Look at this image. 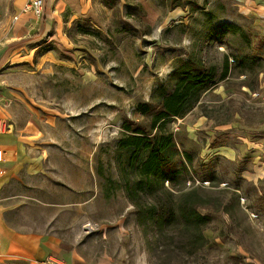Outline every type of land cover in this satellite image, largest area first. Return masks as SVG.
<instances>
[{
  "label": "rangeland",
  "instance_id": "obj_1",
  "mask_svg": "<svg viewBox=\"0 0 264 264\" xmlns=\"http://www.w3.org/2000/svg\"><path fill=\"white\" fill-rule=\"evenodd\" d=\"M77 9L37 39L36 26L0 30V111L27 153L2 191L8 222L118 264H264V0H85ZM190 57L214 66L216 83L165 126L179 153L163 171L182 178L164 186L174 196L196 190L210 217L188 255L191 246L155 245L137 224L124 188L136 170L117 149L124 125L156 133L136 106L154 104L155 88Z\"/></svg>",
  "mask_w": 264,
  "mask_h": 264
},
{
  "label": "trees",
  "instance_id": "obj_2",
  "mask_svg": "<svg viewBox=\"0 0 264 264\" xmlns=\"http://www.w3.org/2000/svg\"><path fill=\"white\" fill-rule=\"evenodd\" d=\"M215 70L214 66H207L194 57L181 62L170 83L161 84L152 92L154 104L138 103L136 106L139 113L150 116V130L156 129V133L151 137L140 127L124 125L123 129L128 134L118 141L117 151L127 156L125 166L128 170H136V177L132 181L128 179L124 188L128 201L135 209L137 224L146 233L151 231V241L155 245H159L160 239L165 237L170 242L191 246L192 250L181 251L188 255L195 253L197 243V246L204 244L202 228L209 223L210 217L199 211L201 199L194 193L196 190L174 196L164 186L168 182L173 187L178 176L182 178L181 170L163 171L179 153L172 133L166 131L165 126L170 118L182 116L192 109L202 92L215 85ZM227 74L226 60L219 78L223 80ZM184 156L191 163L187 153ZM158 190L160 193H156ZM145 195L153 198L142 199Z\"/></svg>",
  "mask_w": 264,
  "mask_h": 264
},
{
  "label": "crops",
  "instance_id": "obj_3",
  "mask_svg": "<svg viewBox=\"0 0 264 264\" xmlns=\"http://www.w3.org/2000/svg\"><path fill=\"white\" fill-rule=\"evenodd\" d=\"M85 0H44L41 16H35L24 9L28 0H0V30H8L14 35L21 27L36 26L31 38H39L41 32L56 24L60 29L65 8L76 12ZM4 120V130L0 133V264H118L107 254L89 258L82 253L75 242L63 239L52 233H40L33 230H22L12 226L6 219L8 206L2 202V191L8 187L14 177L17 164L27 153L20 149L19 140L14 136L13 125Z\"/></svg>",
  "mask_w": 264,
  "mask_h": 264
},
{
  "label": "built area",
  "instance_id": "obj_4",
  "mask_svg": "<svg viewBox=\"0 0 264 264\" xmlns=\"http://www.w3.org/2000/svg\"><path fill=\"white\" fill-rule=\"evenodd\" d=\"M44 0H28L25 4L24 9L26 11L32 12L35 16H41L43 12ZM4 120L0 118V133L4 130ZM0 160H2V155L0 151Z\"/></svg>",
  "mask_w": 264,
  "mask_h": 264
}]
</instances>
